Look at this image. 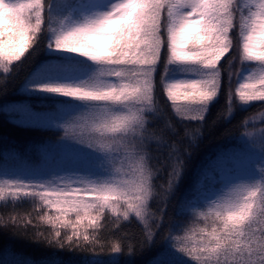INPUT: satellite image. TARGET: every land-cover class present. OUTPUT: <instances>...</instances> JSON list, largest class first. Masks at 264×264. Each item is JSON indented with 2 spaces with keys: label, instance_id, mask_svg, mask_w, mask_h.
Returning a JSON list of instances; mask_svg holds the SVG:
<instances>
[{
  "label": "snow or ice",
  "instance_id": "obj_1",
  "mask_svg": "<svg viewBox=\"0 0 264 264\" xmlns=\"http://www.w3.org/2000/svg\"><path fill=\"white\" fill-rule=\"evenodd\" d=\"M41 38L61 59L42 66L25 87L81 102L75 119L62 125L63 138L82 146L90 166L82 174L5 179L0 200L31 197L58 213L40 217L53 226L45 238L49 245L99 244L95 233L109 213L116 214L117 227L121 217L138 218L142 241L153 242L166 213V207L159 217L151 210L160 195L155 180L163 171L164 192L173 193L190 158L172 124L159 123L158 69L163 66L160 83L182 120L203 123L225 75L232 100L234 51L243 81L235 95L246 106L264 101V0H0L3 73ZM171 66L181 76L170 75ZM258 131L264 157V128ZM87 157H99L106 166L93 172L95 161ZM192 211L197 227L167 237L192 264H264V158L254 175L205 197ZM57 225L70 228L71 235ZM110 251L121 252L120 244Z\"/></svg>",
  "mask_w": 264,
  "mask_h": 264
},
{
  "label": "trees",
  "instance_id": "obj_2",
  "mask_svg": "<svg viewBox=\"0 0 264 264\" xmlns=\"http://www.w3.org/2000/svg\"><path fill=\"white\" fill-rule=\"evenodd\" d=\"M231 55L237 56L231 65L233 98L231 101L228 99L229 85L225 75L222 90L210 103L203 123L182 120L175 114L174 102L167 98L160 83V76L164 74L163 66L158 69L154 96L162 112L159 123L172 124L181 135L182 147L190 153V158L183 169L181 183L173 193L164 192L167 176L163 171L155 180L156 190L160 195L150 202L151 210L159 217L160 210L166 207V213L163 229L153 242L142 241L143 224L138 218L130 216L128 220H124L121 217L117 227L116 214L109 213L104 218V228L95 233L99 244L84 248L49 245L45 238L52 233L53 226L40 217L45 213H58L43 207L31 197L16 201L7 198L0 200V264H180L178 253L167 237L169 234L179 235L181 226L185 229L197 226L198 221L192 208L186 210L184 204L199 194L197 186L204 167L221 153L240 146L242 137L251 130L264 128V124L259 122V116L264 114V101L246 106L235 95L240 80L238 73L241 62L235 51ZM60 59L61 54L49 51L47 40L41 38L21 62H14L15 67L10 73L5 74L0 69V181L15 179L16 173L28 170H34L36 174L42 171L44 174L41 175V172L40 177L48 178L51 176L47 171L56 168L59 160L56 145L68 140L63 138V129L23 123L19 121V113L9 108L12 105H24L43 113L57 111L70 104L71 97L28 90L25 87L33 73L49 62H59ZM171 67L173 69L170 75H176L177 70L174 66ZM252 117L256 119L253 120ZM245 121H248L247 126ZM69 219L74 217L69 214ZM56 227L60 228V225ZM60 230L71 235L70 228ZM86 243L81 239L82 245ZM117 243L121 246V252L112 253L110 248ZM129 245L131 252L128 251Z\"/></svg>",
  "mask_w": 264,
  "mask_h": 264
},
{
  "label": "rangeland",
  "instance_id": "obj_3",
  "mask_svg": "<svg viewBox=\"0 0 264 264\" xmlns=\"http://www.w3.org/2000/svg\"><path fill=\"white\" fill-rule=\"evenodd\" d=\"M176 76L179 77L181 74L177 73ZM242 82V80H239L238 87ZM71 100L70 104L65 105L62 109H58L57 111H47L42 113L34 111L24 105H12L9 109L16 110L20 115L19 121L23 123H33L63 129L62 125L64 123L71 122L75 119V116L79 114L77 108L81 102L76 101L74 98H71ZM183 103V101H176L175 105L178 106ZM261 118H264V116L260 115L259 120ZM250 132H253L252 137L245 134L242 137L240 146L221 153L215 160L210 161L207 166L204 167L198 185L199 194L192 199L191 205L189 203L184 205L186 210L192 208V205L199 206L205 197H214L223 193L233 181L255 174L256 168L259 167V162L264 157H262L261 154L262 142L259 136V131L253 129ZM81 147L82 146L78 145L72 139H68L66 142H60L56 145L59 160L56 162L55 169L47 171L50 176L72 175L75 172H80L82 174L83 170L90 165L85 164L84 161L86 157L85 153L81 151ZM87 159L95 161V165L91 166L93 172H99V167L102 168L106 166V162L100 160L99 157H87ZM41 172L36 174L34 170H28L25 172H18L14 176L16 178L24 179L25 182H27L30 177H40L39 174ZM43 174L44 173L42 172L41 175ZM199 226L204 227L205 225L202 224ZM181 228L182 229H179V231H181L179 234L180 236L185 235L186 232L191 230L185 229V227L183 228L182 226ZM178 257L180 264H192L188 257L180 253H178Z\"/></svg>",
  "mask_w": 264,
  "mask_h": 264
}]
</instances>
